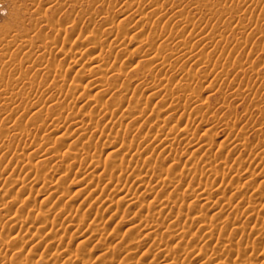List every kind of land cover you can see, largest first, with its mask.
<instances>
[{
    "label": "rangeland",
    "instance_id": "374dc122",
    "mask_svg": "<svg viewBox=\"0 0 264 264\" xmlns=\"http://www.w3.org/2000/svg\"><path fill=\"white\" fill-rule=\"evenodd\" d=\"M191 20L194 25L188 24ZM94 38H98L94 52L79 61L84 67L78 64L70 68V58L62 47L69 49L78 39L87 41L91 48ZM220 39L224 44L216 43ZM154 42L158 46L152 50ZM66 72L74 82L89 83L94 88L90 86L88 92L80 94L76 90L70 98L67 94L75 85L69 79L70 85L63 81ZM61 81L63 84L55 85ZM166 83L174 97L161 91ZM155 85L161 94L151 91ZM133 92L143 95V104L137 103L140 114L125 120L118 131L112 127L111 146L94 158L100 161L90 163L109 132L100 134L96 126L111 122L90 100L114 108L126 99L128 102ZM39 98L47 101L42 117H36L34 110V100ZM56 114L70 123L89 122L90 115H98L89 123L92 128L83 139L79 140L80 133L71 132L67 144L59 139L55 145H45V138L54 130L50 118ZM157 116L170 118L175 129L193 122V128H198L196 136L201 135L194 141H202L199 146L186 151L176 168L168 150L181 152L185 146L180 140L163 146L159 137L154 138L157 133L170 131L161 122V126L156 124ZM209 135H215L222 144L216 142L205 154L196 151L210 140ZM38 140L40 144L32 147ZM31 147L42 152L41 158L31 162L32 175L8 193L0 190V242L6 244L0 250V264H4L1 257L7 249L24 239L21 234L25 228L30 230V226L31 233L35 232L40 221L25 227L19 222L35 205H45L44 196L37 198L36 191L51 190L55 181L70 188L60 202L53 203L50 232L60 240L52 238L56 247L25 251L20 257L22 264H43L58 250L57 254L70 256L65 264H121L127 257L129 264H194L199 254L210 255L217 249V236L229 232L233 243L217 264L227 256L230 264H238L240 257H230L228 251L237 253L250 246L254 248L253 261L261 257L255 262L264 264V236L257 238L250 232L264 224L258 218L264 207V0H0V188L29 163L25 155ZM189 156L194 159L190 161ZM158 168L162 179H149L160 185L159 205L169 200L170 190L178 192L180 188L185 196L178 199L173 211L184 217L175 224L159 218L147 232L150 237L141 236L144 248L134 251L127 228L136 221L145 223L148 210L158 209L149 206L142 191L125 179L117 182L115 176L140 179ZM46 169L56 174L51 172L48 184H42L37 176ZM205 169L213 170V175L197 182H205L206 194L215 202L220 199L231 204L233 210L220 212L216 206L209 208L187 200L190 184L196 181L193 174ZM167 174L173 179L166 180ZM248 203L254 209L248 211ZM89 210H93L91 216H87ZM71 224H80V230ZM177 236L183 239L179 241ZM29 237L31 240L33 236Z\"/></svg>",
    "mask_w": 264,
    "mask_h": 264
},
{
    "label": "bare ground",
    "instance_id": "6f19581e",
    "mask_svg": "<svg viewBox=\"0 0 264 264\" xmlns=\"http://www.w3.org/2000/svg\"><path fill=\"white\" fill-rule=\"evenodd\" d=\"M130 8V7H129ZM140 8V7H139ZM159 8V7H158ZM160 9V8H159ZM159 11V10H158ZM157 10H156V12H158ZM155 12V11H154ZM160 12V11H159ZM56 16V15H55ZM56 20H57V18H56ZM58 20H60V19H58ZM58 20H57V22H58ZM194 22L191 20V21H189L188 22V24L189 25H194L193 24ZM63 26H64V24H63ZM62 26V28H65V27H63ZM61 28V29H62ZM61 29L59 30V31H61ZM121 32V34H122V31H120ZM179 32L180 33H182L183 32V29L181 28V29H179ZM124 33V32H123ZM117 36V35H116ZM120 36V35H119ZM123 36H126V33H124L123 34ZM180 37V36H179ZM123 38H126V37H123ZM79 39V38H78ZM75 40L74 41V43H72L71 44V46H70V48L68 49V48H65V47H62V50H63V52L65 53V55H67V56H69V58H70V63L68 64L69 65V67L70 68H74V67H76L78 64H81V62L79 63V61L81 60V59H83L84 58V56L86 57L89 53H91V52H94V47H95V45L97 44V42H98V38H94L93 39V42L92 43H94V46H92L91 48H88L89 46H88V43H86L87 41H83V40ZM117 39V38H116ZM157 39H158V37H157ZM121 40V39H120ZM119 40V41H120ZM118 41V40H117ZM224 40L223 39H220V40H218V41H216V43H220V44H224V43H222ZM226 41V40H225ZM121 42V41H120ZM215 42V41H214ZM69 43V42H68ZM91 43V42H90ZM116 45V44H115ZM181 45V44H180ZM158 46V44L156 43V42H154L152 45H151V47H150V49H152V50H154L156 47ZM151 50V51H152ZM156 54V53H155ZM158 54H160V53H158ZM116 55V54H115ZM114 56V55H113ZM117 56V55H116ZM163 56V55H162ZM88 57V56H87ZM115 57V56H114ZM118 57V56H117ZM154 58V57H153ZM158 58H160V57H158ZM115 59H117V58H115ZM156 60H158L159 61V59H156ZM84 61V60H83ZM83 61H82V63H83ZM156 62V61H155ZM235 62V61H234ZM98 64V63H97ZM164 63H162V65H163ZM82 65V64H81ZM80 65V66H81ZM100 65V64H99ZM161 65V64H160ZM159 65V66H160ZM83 66V65H82ZM81 66V67H82ZM228 66L229 65H227V67H226V69H228ZM81 67H80V69H81ZM84 67V66H83ZM101 67V66H100ZM230 67V66H229ZM70 68H68L69 70H70ZM156 68V67H155ZM164 68H166V67H164ZM77 69V68H76ZM79 69V70H80ZM92 69H94L93 67H92ZM75 70V69H74ZM85 70V69H84ZM100 70V69H99ZM99 70H97V71H99ZM108 70V69H107ZM165 70V69H164ZM230 70V69H229ZM90 71V70H89ZM92 72H95L96 70H91ZM104 71V70H103ZM109 71V70H108ZM111 71V70H110ZM99 72H102V71H99ZM227 72V71H226ZM237 72V71H236ZM235 72V73H236ZM97 72H95V74H96ZM110 73V72H109ZM66 74H67V77L63 80L64 82H66V83H71L72 85H75V90H73L72 92H69L68 94H67V96H70V95H73L75 92H77L78 91V93L80 94L81 92H86L88 89H89V87L91 86H93L92 84H84L83 82L82 83H76V82H74V80L73 79H70V78H68V77H70V72H66ZM99 74V73H98ZM225 75H230V74H228V73H226ZM233 74H231V76H232ZM108 76V75H107ZM227 76V77H228ZM233 77V76H232ZM237 77V76H236ZM257 77H258V75H257ZM69 79V81L67 82L66 80H68ZM230 79V78H229ZM214 80H215V78H214ZM99 81V80H98ZM102 81H103V79H102ZM106 81V80H105ZM227 81V80H226ZM62 82V81H61ZM56 83L55 85H58V86H60L61 84H63V82L62 83ZM165 82V81H164ZM68 83V84H69ZM161 83L163 84V81H161ZM160 83V84H161ZM215 83V82H214ZM118 84V83H117ZM211 84H212V82H211ZM70 85V84H69ZM215 85V84H214ZM164 87H162L161 89V91H164V92H166V93H169L170 94V96H172V97H174L175 95V93H173L171 90H170V88H169V85H168V83H166V85H163ZM74 87V86H73ZM93 88H94V86H93ZM104 88V87H103ZM157 88H160L158 85H155V86H152L151 87V91L152 92H156V94H161V93H159V91L157 90ZM95 89H101V87L99 86H96L95 87ZM72 90V89H71ZM77 90V91H76ZM111 90H113V89H111ZM111 90H109L110 92H111ZM100 91V90H99ZM88 92V91H87ZM90 92V91H89ZM137 92H133L132 93V95H130L129 96V98H128V102H127V99H126V102H127V104H125V103H123V102H121V103H117L116 105H114V108L111 106V107H104V104L102 103H99L98 101H96L95 99L94 100H90L89 98V100L91 101V102H93V104L94 105H96V106H98V110H99V112L101 113V115L103 114L104 116H106L107 118H109L108 120L109 121H111V122H109L108 124H105V125H103V126H96V130H97V132L98 133H100V134H106L108 131V134H107V140L106 141H104V142H102V145H100L99 147H97L98 149L95 151V153L93 154V159H91V160H93L92 162L90 161V163H94V164H96V162L99 160H95L96 159V156L98 155V153L99 152H102V150L103 149H105V148H109L110 146H111V140H112V136L109 134V133H111V134H113L112 132H114V131H112V127H115L116 129H117V131L118 130H120V129H122V124H123V122L125 121V120H128V119H133V118H136L137 116V114L139 113V111L137 110L138 108V106H137V103L139 104L140 102L143 104V98H142V96L141 95H137L136 94ZM85 94H87V93H85ZM84 94V95H85ZM155 94V95H156ZM114 95V94H113ZM74 96V95H73ZM86 96V95H85ZM157 96V95H156ZM70 98H71V96H70ZM28 99H32V97H31V95H28ZM88 99H86V100H88ZM120 99V98H119ZM34 100V99H33ZM85 100V101H86ZM147 100V99H146ZM90 102V103H91ZM85 103V102H84ZM83 103V104H84ZM123 103V104H122ZM92 104V105H93ZM133 104H136L135 106H133ZM46 105H47V101L44 99V98H39V99H37V100H34V110L36 111V117H42V112H43V110H44V108L46 107ZM82 105V104H81ZM68 107V106H67ZM197 109H200L199 107L197 108ZM140 110V109H139ZM199 111V110H198ZM98 112V113H99ZM196 113H198V112H196ZM140 114V113H139ZM62 115V114H61ZM98 115V114H97ZM97 115H95V116H97ZM94 116V114L93 115H90L89 117V122H87V121H85V120H76L75 122H68L67 120H65L64 119V117L63 116H60V114L59 115H52V117L50 118V122H52L53 124H54V130L51 132V134H50V137L48 136V138H45L46 139V141H45V145H49V144H52V143H54V145L56 144V140L58 141L59 139H61V140H63V143H68L70 140H69V136H67V134H69V133H71V132H77V133H80L81 135H80V138H79V140H81V139H83L84 137H86L88 134H89V132H90V127L92 126H90V122L92 121H94L95 120V117ZM196 116V115H195ZM193 118V117H192ZM197 118V117H196ZM194 119V118H193ZM193 119L192 120H190V118H189V120L190 121H193ZM197 120V119H196ZM107 121V120H106ZM156 124H158V123H162V126L163 127H165V128H168V129H170V131H168V132H166V133H161V134H156V135H154V138H157L158 139V137H159V140L158 141H161V143H163V146H164V144H173L174 142H176V141H179L180 140V142L185 146V151L184 150H182L181 152H179V151H177V150H168V152H169V154H168V156H169V158L171 159V161H172V163H171V165L173 166V167H175V165L176 164H178V163H182V158H183V156H184V154H186L187 152H189L188 150H190L193 146H199V144L202 142H199V140H197L196 141V143L194 142L195 141V139H198L201 135V133L199 134L200 136L199 137H197L196 135V132L198 131L197 129H196V127H195V129L193 128V126L191 125V124H194L193 122H190L191 124H188V121H187V123L186 124H182L179 128H177V129H175L173 126H172V121L170 120V118L169 119H167V118H163L162 116L160 117V116H157L156 117ZM160 123V124H161ZM160 124H158V126H161ZM197 125V124H196ZM200 126V125H199ZM203 126V125H202ZM92 128V127H91ZM204 129V128H203ZM161 130V129H160ZM202 130V129H201ZM200 132H202V131H200ZM99 134V135H100ZM207 134V133H206ZM210 136V135H209ZM208 136V139H210L209 141H207L202 147H198L199 149H196V151H199L200 150V152H201V150L203 151V153H204V151H207V150H209V149H211V147L216 143V142H219V143H221L220 141H219V139L215 136V135H211L210 137ZM82 137V138H81ZM195 137H197V138H195ZM72 138V137H71ZM115 138V137H114ZM42 139H44V138H42ZM201 139V138H200ZM40 142V140H38V141H36V142H34V144L32 145V147L33 146H36V145H38V144H40L39 143ZM43 144V143H42ZM222 144V143H221ZM72 145V144H71ZM162 146V145H161ZM172 146V145H171ZM31 147V148H32ZM219 147V146H218ZM29 148L30 150L27 152V154L25 155V158L27 159V160H29V163H27L26 165L24 164L23 166H22V169H21V171H19V174H18V176L17 177H10L7 181L5 180V182H3L2 184H1V188H0V190H2V191H4V193L6 192V193H8V192H10L11 191V189H12V187H14V186H17V185H19V184H21V183H23V180L25 181V178L27 177V176H29L30 174L32 175V172H34V168H33V166H32V164H31V162L33 161V160H35L36 158H41V151L40 150H36V149H34V148ZM175 148V147H174ZM182 148V149H183ZM165 149H167V147H165ZM104 151V150H103ZM187 151V152H186ZM191 151V150H190ZM195 151V152H196ZM186 152V153H185ZM194 152V153H195ZM199 152V153H200ZM198 152H197V154H199ZM101 154L102 153H100L98 156H101ZM191 153H189V155H190ZM193 154V153H192ZM202 154V153H201ZM205 154V153H204ZM203 154V155H204ZM98 156H97V158H98ZM206 156V155H205ZM202 157V156H201ZM95 158V159H94ZM169 158H168V160H169ZM187 159V158H186ZM194 159V156H189V160L190 161H192ZM196 159V158H195ZM200 159V158H199ZM63 160V159H62ZM198 160V159H197ZM196 160V161H197ZM96 161V162H95ZM100 161V160H99ZM170 161V162H171ZM195 161V162H196ZM63 161H61L60 163H62ZM65 162V161H64ZM63 162V163H64ZM184 162V161H183ZM100 163V162H99ZM130 163V162H129ZM195 164V163H194ZM93 166H96V165H93ZM245 166V165H244ZM53 167V166H52ZM126 167V166H125ZM225 167V166H224ZM56 168V167H55ZM55 168H53L54 170H57V169H55ZM123 168V167H122ZM131 168V167H130ZM176 168V167H175ZM248 168V167H247ZM246 168V169H247ZM51 169V168H50ZM133 169V168H132ZM159 169V168H158ZM155 169V171H152V172H148L145 176H143L142 178H136V177H133V176H130V175H128V176H124L125 174H123V176H122V174L121 175H116L115 176V179H116V181L117 182H121L122 180H123V182H124V179H125V183H129L130 185H133V187L135 188V189H137V190H140V191H142L141 193H142V197H145V198H147L148 199V203H149V206L150 207H153L154 208V210H155V208H157L158 209V211L157 212H151V211H149L148 210V212L146 213V217H147V219L145 220L146 222L144 223V222H140V221H136V222H133V223H131L130 225H129V227L127 228V229H129V231H130V233H131V237H130V239H129V243H130V247H133L134 248V251L135 250H139V249H141V248H144L143 247V245H144V241L145 240H141V236H146V238L149 236L150 237V235L148 234V233H150V232H148V231H150L151 229H153V225H154V223L156 224V222H157V220L159 219V218H165V219H168L169 220V222L170 221H172V222H174V223H172V224H175V223H180L181 222V220L183 219V217L184 216H180L179 214H175L174 213V211H173V207L176 205V203H177V201H178V199H180V198H182V197H184L185 196V194L184 193H182V192H179V190H180V188L178 189L177 187H174V188H172V189H178V192H176V191H173V192H175V193H173V192H171L172 190H170V193L168 194L169 196H170V198H169V200L168 201H166V202H164L163 203V205H159V201H158V198H157V192L159 191H157V189H158V187L160 186L158 183H153L154 181H152L151 182V180L149 179L150 177L151 178H153L154 176L155 177H157V178H159V179H162L161 177V175H162V171H161V169ZM245 169V170H246ZM120 170V169H119ZM128 171V170H127ZM213 171V170H212ZM212 171L211 170H207L206 171V169H205V171H203L202 172V170H201V172H199V173H194L193 174V176H194V179H196V181L194 180V182L192 183V184H190V187H191V193L189 194V198L187 199V200H189L190 202H201L200 204H203V205H206V206H208L209 208H216V207H218V209L220 210V212L221 211H223V212H228V211H231V210H233L232 209V206H231V204H229V203H224L223 201V203H221V201H220V199H219V201L217 202H215L214 201V199H212L211 198V196H208V194H206V191H208V190H206L207 189V184H205V182L204 183H202V182H197V180L199 179H202L203 177H205L206 178V176H209L210 174H212ZM249 171V170H248ZM52 173L54 172H56V171H51ZM51 172H50V170L48 169H46L45 171H43V172H40L39 174H38V180H40L41 182H42V184L44 183V184H48V179H50L51 178ZM58 172V171H57ZM123 171H121V173H122ZM215 172V171H214ZM56 174V173H55ZM217 173H215V175H216ZM224 174V173H223ZM37 175V174H36ZM143 175V174H142ZM213 175V174H212ZM218 175V174H217ZM50 176V177H49ZM166 180H172L173 179V176H172V174H167L166 176ZM209 177H211V176H209ZM217 177H219V175L217 176ZM242 177V176H241ZM35 178V177H34ZM53 178V177H52ZM215 178V177H214ZM221 178V177H220ZM112 179V178H111ZM215 179H217V178H215ZM50 181V180H49ZM46 182V183H45ZM52 182V181H51ZM116 182V183H117ZM241 182V181H240ZM50 183V182H49ZM125 183H124V185H125ZM132 183V184H131ZM205 184V185H204ZM116 185V184H115ZM110 186V185H109ZM126 186V185H125ZM70 187V186H69ZM49 188H51V190L50 189H48L47 190V192H46V190L44 191V190H42V191H36V196H37V198L38 197H41V196H44V199H43V202H44V204L45 205H43V206H39V207H36L37 205H35L34 206V208L31 210V211H29L28 212V215H27V217L25 218V217H23V218H25V219H22V221L21 222H19V224L21 223V227H23L24 225H30L29 223H31L32 221H34V220H38V221H40V223H38V225L36 226V230H35V232H33V233H31L32 232V230H31V227L29 226V228H30V230L29 229H26L25 228V230H24V228L23 229H21V230H24L23 231V234H21V235H23L22 237L26 240V239H29L28 241H24V239H21L20 238V240H18V242L17 243H14L15 245H13L11 248H10V250H8L7 249V251L5 252V254L3 255V257H1V261L4 263V264H22L23 262H20L21 260H22V258H20L22 255H23V253L25 252V251H27V250H29L30 248H32V247H36V248H44V247H54L55 245H56V240L55 239H53V241H52V238H56V237H52V235H51V233L52 232H50V229L52 228V224H51V222H52V220H51V218H53L54 217V207H53V203H55V200H57V202L56 203H58V201L59 200H61V199H59V198H62V196H65L67 193L69 194V189L70 188H68V187H66V184L65 183H60V182H53L52 184H51V187H49ZM96 188H97V186H96ZM122 188V187H121ZM139 188V189H138ZM208 188L210 189V187H209V184H208ZM116 189V188H115ZM236 189V188H235ZM10 190V191H9ZM50 190V191H49ZM86 191H87V189H85ZM84 190V191H85ZM130 190H132L131 188H129L128 189V191H130ZM26 191V190H25ZM24 191V192H25ZM83 191V192H84ZM44 192H46L45 193V195H44ZM82 192V190H81V193H83ZM118 192V191H117ZM185 192V191H184ZM209 192V191H208ZM232 192V191H231ZM128 193V192H127ZM130 193V192H129ZM128 193V194H129ZM186 193V192H185ZM89 195V194H88ZM139 195V194H138ZM35 196V197H36ZM130 197H131V195H130ZM230 197V196H229ZM114 198V197H113ZM54 199V200H53ZM63 199V198H62ZM134 199V198H133ZM33 200H35V199H33ZM222 200V199H221ZM227 200V199H226ZM122 201H123V199H122ZM60 202V201H59ZM113 202V201H112ZM107 203V202H106ZM244 204H245V202H244ZM109 205V204H108ZM184 205V204H183ZM216 206V207H215ZM241 206V205H240ZM108 207V206H107ZM99 208V207H98ZM256 208V207H255ZM208 209V208H207ZM252 209H254V206L253 205H249V203H248V205H247V210L248 211H250V210H252ZM235 210V209H234ZM10 210H8V212H9ZM93 211V210H92ZM92 211L91 210H89V211H87L88 212V214H87V216H91L92 215ZM237 213V212H236ZM112 218V217H111ZM240 218H242V217H240ZM258 218L259 219H261L262 220V222L264 223V207H262V211H260V213H259V215H258ZM186 219H187V216H186ZM201 219H203V218H200V222L202 223V221H201ZM54 220V219H53ZM156 221V222H155ZM167 221V220H166ZM183 221H185V220H183ZM56 223V222H55ZM18 224V225H19ZM57 224V223H56ZM260 224V223H259ZM227 226H230L229 225V223H228V225ZM226 226V227H227ZM240 226V225H239ZM25 227V226H24ZM70 227H72V228H74V229H79L80 230V228H81V225L80 224H71V226ZM206 227V226H205ZM27 228H28V226H27ZM71 228V229H72ZM229 228V227H228ZM236 228V227H235ZM242 228V227H241ZM204 229V228H203ZM235 230H239V227H237ZM227 231H228V229H227ZM226 231V232H227ZM242 231V230H241ZM148 232V233H147ZM225 232V231H224ZM250 232L251 233H253V234H255V235H257L258 237L257 238H262L263 239V236H264V224H262V226H260V227H252V229L250 230ZM129 233V234H130ZM230 233V232H229ZM227 234V233H223L222 235H219V236H217L216 238H215V244H216V247H217V249H215V251H213L210 255H203L202 254V256H200V254L198 255V256H196L195 257V259H194V264H201L202 262H207L208 264H217V260H219L220 259V257H222V253H225V252H227V250L229 249V247H230V245H232V234ZM29 236H33L32 237V239L30 240V237ZM94 236V235H93ZM176 236V235H175ZM21 237V236H20ZM29 237V238H28ZM182 237V236H181ZM180 236H177V239L178 238H181ZM57 240H60V239H58V238H56ZM148 239V238H147ZM146 239V240H147ZM173 239V238H172ZM183 239V238H182ZM182 239H178L179 241H181ZM23 240V241H22ZM55 240V241H54ZM177 240V241H178ZM174 241V240H173ZM2 243H3V241H1ZM0 242V250L6 245L5 243V245L4 244H2ZM176 242V241H175ZM58 243V242H57ZM61 243V242H60ZM178 243V242H177ZM155 244H156V241H155ZM32 245V246H31ZM146 245V244H145ZM253 247H255L254 246V242H253ZM248 246H250V245H248ZM247 246V247H248ZM7 247V246H6ZM56 247V246H55ZM154 247V246H153ZM162 247V246H161ZM160 247V249H162ZM8 248V247H7ZM246 248V247H245ZM132 249V248H131ZM149 249H150V247H149ZM154 248H152V251L153 252H156L157 253V250L156 249H154ZM158 249V252H159V248H157ZM241 250V249H240ZM252 250H254V248H252L251 246L250 247H248V249L246 248V250L244 249V251H241V252H237V253H234V252H236V251H238V250H230V251H228L229 252V256L230 257H232L233 255H237V256H239L240 258H238V259H240L241 261L238 263V264H257V262H255L256 260L258 261V259L259 258H261V257H259L258 259H256L255 261H253V259H254V255H252V253L253 252H251ZM57 251V250H56ZM59 251V250H58ZM57 251V252H58ZM151 251V252H152ZM57 252H56V254L54 253V254H51L49 257L50 258H46L45 260H43L44 262H43V264H57L58 262H59V264H60V262H63V264H65V262L66 261H68V259H70V256L69 257H67L66 255H62V254H57ZM161 252H162V250H161ZM59 253V252H58ZM73 253V252H72ZM164 253V252H163ZM162 253V254H163ZM109 254V253H108ZM136 254V253H135ZM150 254H152V253H150ZM155 254V253H154ZM157 255V254H156ZM161 257H162V255L161 254H159ZM235 255V256H236ZM252 255V256H251ZM164 256V255H163ZM262 256V255H261ZM77 257V255H75V257L73 256V261H75L74 260V258H76ZM253 257V258H252ZM170 259H171V257H169ZM229 257L227 256V257H225V259H224V262L222 263L221 262V264H228L229 262L227 261V259H228ZM264 258V257H263ZM21 259V260H20ZM44 259V258H43ZM77 259V258H76ZM232 259V258H231ZM231 259H230V261H231ZM235 259V258H234ZM237 259V260H238ZM130 257L128 258H123V260L121 261V264H129L130 263ZM161 260H164V258L162 257V259ZM172 260H174L175 261V258H173ZM177 261H178V258L176 259ZM221 260V259H220ZM262 260H264V259H262ZM23 261H24V259H23ZM72 261V260H71ZM70 261V262H71ZM72 261V262H73ZM78 261V260H77ZM260 261V260H259ZM25 262V261H24ZM97 262V261H96ZM170 262V261H169ZM220 262V261H219ZM228 262V263H227ZM264 262V261H263ZM80 263H82L83 264V262L81 261ZM236 263V262H235ZM260 263V262H259ZM36 264V263H35ZM97 264H104L103 262H97ZM230 264V263H229ZM237 264V263H236Z\"/></svg>",
    "mask_w": 264,
    "mask_h": 264
}]
</instances>
